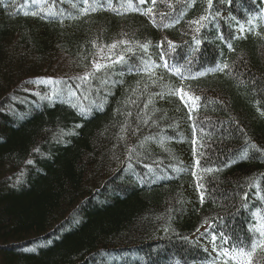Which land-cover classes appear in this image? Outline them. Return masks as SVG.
<instances>
[{"label": "trees", "instance_id": "16d2710c", "mask_svg": "<svg viewBox=\"0 0 264 264\" xmlns=\"http://www.w3.org/2000/svg\"><path fill=\"white\" fill-rule=\"evenodd\" d=\"M131 2L0 0V264H222L225 234L251 249L264 0ZM100 51L126 60L77 79Z\"/></svg>", "mask_w": 264, "mask_h": 264}, {"label": "snow or ice", "instance_id": "6c2138e0", "mask_svg": "<svg viewBox=\"0 0 264 264\" xmlns=\"http://www.w3.org/2000/svg\"><path fill=\"white\" fill-rule=\"evenodd\" d=\"M82 2L85 4L84 12H88L89 10L91 11H96L97 7L100 6V0H82ZM152 5L154 6L156 4V0H151ZM146 3V0H139V4L143 5ZM208 3V8L210 9L212 6V0H207ZM75 7V4L73 5ZM121 6H124L123 4ZM108 7L111 8L112 5L108 3ZM171 7V5H169ZM127 10L129 11H141L140 9L134 8L131 0H127ZM154 12V7H148L146 10L142 11V14L145 16H150ZM26 15L28 13H25ZM33 16L37 15V13L33 12L31 13ZM208 16L204 15L199 18V20H193L190 21L191 24L197 25L195 31L199 32L200 29L204 26L203 21L207 20ZM249 24H251V20L248 21ZM171 25H164V27H170ZM241 31H243V26H241ZM119 44H126L127 41L121 40L118 42ZM200 41L197 40V44H199ZM148 44H142L141 47L146 51L148 48ZM169 46L172 47L171 42H169ZM95 47V45H94ZM109 51L111 52L112 49H115L117 47L116 43H113L111 45L107 46ZM231 47V46H229ZM128 52H132L131 48L127 49ZM103 59V57H102ZM107 59L111 61L110 63H101L99 61L93 63L92 65V70L91 71H86L84 75L78 76L77 79L88 83L92 79L97 78V74L104 71H108L113 67V64H122L125 62L126 57L124 55H119L115 60H113L112 56H108ZM168 66V65H166ZM152 65L149 63H145L143 65V69L145 71H149L151 69ZM229 68V65L227 63H224L222 65H217L215 68L211 69V71L214 72H224L226 69ZM174 71L179 73L180 69L179 68H174ZM103 82V81H102ZM182 91V90H181ZM169 92H173L172 89H169ZM69 94L71 95V89H69ZM181 99H183V95L181 96ZM193 104L195 105V102L200 99L198 96H192L191 97ZM162 143V141H161ZM195 143V142H194ZM255 148V145L252 146ZM247 154H245L246 156ZM206 171H212V169H207ZM195 172H193V176H195ZM203 187L202 184L197 185V190H200ZM201 202L204 200L203 194H201ZM253 215H258V213H254ZM167 230V229H166ZM249 231L253 234L251 237V249L249 250L246 248L241 242H230L227 239V236L225 234V237L222 241V243L229 244V247H222L219 249L217 252L219 257L224 258L222 261V264H228V261L231 260L233 264H252L253 261V256L256 253L258 248H264V219H261L258 223H256L253 227L249 229ZM215 240L216 236L212 237V242H213V251H217V247L215 245ZM212 264H221L220 261L214 260Z\"/></svg>", "mask_w": 264, "mask_h": 264}, {"label": "rangeland", "instance_id": "374dc122", "mask_svg": "<svg viewBox=\"0 0 264 264\" xmlns=\"http://www.w3.org/2000/svg\"><path fill=\"white\" fill-rule=\"evenodd\" d=\"M103 54L102 51L99 52V56L95 59L96 62L99 61L102 58Z\"/></svg>", "mask_w": 264, "mask_h": 264}]
</instances>
